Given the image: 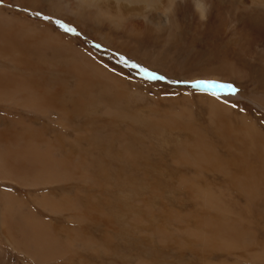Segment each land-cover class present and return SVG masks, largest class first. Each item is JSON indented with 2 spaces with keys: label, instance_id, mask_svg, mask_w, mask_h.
<instances>
[{
  "label": "rangeland",
  "instance_id": "rangeland-1",
  "mask_svg": "<svg viewBox=\"0 0 264 264\" xmlns=\"http://www.w3.org/2000/svg\"><path fill=\"white\" fill-rule=\"evenodd\" d=\"M56 21L67 25L66 31L75 29V34L65 33ZM21 23H27V30ZM0 24L15 29L10 36L16 44L31 40L29 28L43 37L44 30L57 33L79 53L71 56L74 60L94 64L107 74L93 78V95L87 93L86 104L76 110L72 96L65 95L71 111L68 129L59 125L61 111L47 118L0 102V116L29 119L34 125L36 148H46L50 140L58 157L81 160L101 183L73 179L28 187L4 179L1 172L0 211L4 191L13 194L6 205L13 206L5 208L4 226L0 214V264H264V106L252 96L264 92V63L258 56H243L238 62L241 78L223 82L241 93L228 97L225 104L186 83H171L211 70L212 51L202 44L137 38L113 27L84 25L40 2L22 0H0ZM101 32L113 43L104 41ZM227 43L223 46L231 47ZM58 52H38L40 61L56 66L66 60ZM29 53L33 56L34 49ZM120 56L166 80L143 79L138 70L125 67ZM1 66L11 64L0 61ZM73 83L68 85L74 87ZM11 127L8 119L0 118L3 152L12 140ZM44 193L77 200L83 211L80 220L71 219L76 212H52L40 205L38 198ZM20 205L51 222L50 231L59 241L33 248L35 243L22 237V220L16 213ZM7 225L11 233L3 228ZM75 233L89 242L68 244L67 238ZM226 235L233 244H222Z\"/></svg>",
  "mask_w": 264,
  "mask_h": 264
},
{
  "label": "bare ground",
  "instance_id": "bare-ground-1",
  "mask_svg": "<svg viewBox=\"0 0 264 264\" xmlns=\"http://www.w3.org/2000/svg\"><path fill=\"white\" fill-rule=\"evenodd\" d=\"M22 1L40 2L49 10L74 17L76 22L84 25L90 23L100 28L112 27L100 15L109 12L112 14L111 20L113 23L120 24L121 21H124L122 27L118 30L137 38L150 39L158 43L175 42L177 44H180L182 39H184V43L189 41L190 45L202 44L204 49L210 48L213 56L209 61L210 66H212L211 70L186 77L187 82L196 80L234 82L236 79L241 78L243 70L238 62L242 60L243 56L256 55L264 63V0H175V12L172 15H167L172 0ZM199 3L211 6L206 22L200 21L199 14L196 11V5L198 6ZM181 16L183 17L181 18ZM16 21L20 22L19 20ZM182 22L186 24L184 25ZM23 23L20 25L26 28V24L30 22ZM10 24L12 25V22ZM0 25L5 26L3 24ZM2 26H0V61L11 64V66L0 67V102L11 103L32 112H41L47 118L51 116L52 111H61L63 119L58 120L59 125L68 129L72 126L69 122L71 111L64 103L65 98H68L65 95L69 94L70 97L72 96V109L76 110L79 106L86 104L84 96L87 93L93 95V87L91 86L93 78L107 76V74L94 64H88L82 59L77 60L76 58L74 60L71 56L79 53L57 33L44 30L46 32V37L44 36V38L29 28L28 31L32 34L28 33V36L31 37V40L27 38L29 40L16 44L11 40L12 36H10V30L14 28L10 29L9 27L6 29ZM16 26L17 28L15 29H18V24ZM106 33L101 32L100 36L104 38V41L112 44L113 39H109ZM224 42L231 44V47H227L229 45L223 46ZM27 44H30L29 48L26 47ZM31 48L34 49L33 56L29 53ZM45 49L56 50V52L61 51L58 53L66 60L59 61L56 66L41 62L40 60H43V56L41 57L38 52ZM72 81L75 83L74 87L68 85ZM252 96L257 103L264 106V92ZM235 97H241V93H238ZM111 111L110 106H107V113L111 114ZM7 117L0 116V118L8 119V122L12 124V130L10 131L12 140L6 142L7 145L4 152L2 149L4 146H1L2 150L0 149V173L4 172L6 174L4 179L28 187L64 184V182L73 179H81L86 182L92 181L93 185L101 186L93 171L91 173L90 169L84 167L81 160L75 163L65 156L58 157L56 146L50 140H48L46 148H36L34 145L36 144L37 136L32 129L34 125L32 127L31 123L28 122L29 119ZM19 126L22 127L21 131ZM80 132L78 131V136L82 134ZM24 134H30L31 136L23 138L25 137ZM1 135L0 145H4V140H1L4 137ZM20 142L25 144L19 146L18 143ZM4 165L6 166L3 167ZM245 187L251 193V184L247 183ZM12 196L13 194L7 191L1 194L2 209L0 214L2 226L6 225L5 208L10 209L9 207L13 206L12 204L9 207L6 206ZM38 203L48 207L52 212L68 211L71 214L76 212L71 219L80 220V215L78 214L82 209L79 208L77 200L68 197V195L57 199L56 196L44 193L38 198ZM86 206L88 207V204ZM16 213L21 216L22 237L34 242L35 246L33 248H37L40 243L41 248H43L45 244L52 245L59 241V237L50 231L51 222L41 219L31 209L24 210L21 205ZM104 214V212H101V215ZM3 228H6L10 233L13 231L8 225ZM224 228L226 232L229 231L228 226H224ZM195 233L194 231L193 234ZM229 233L233 234L232 232ZM237 235V232H234L232 236L238 238ZM78 239L89 242L86 236L79 233L68 237L67 241L68 244H75ZM226 239L227 241L223 240L225 243L222 241V244H233L231 236L228 237L226 235ZM42 258H47L48 260L50 255L49 257L42 256Z\"/></svg>",
  "mask_w": 264,
  "mask_h": 264
},
{
  "label": "snow or ice",
  "instance_id": "snow-or-ice-1",
  "mask_svg": "<svg viewBox=\"0 0 264 264\" xmlns=\"http://www.w3.org/2000/svg\"><path fill=\"white\" fill-rule=\"evenodd\" d=\"M44 19H49L48 17H44ZM56 24L61 28L65 33H73L75 34V29L66 31L65 28L67 25L61 23L60 21H56ZM96 48H99L100 45H95ZM120 62L130 70H138L141 73L143 79L147 81H165L166 77L164 75L157 74L156 71L149 70L146 67H142L138 63H133L129 59L120 56ZM171 83H186L188 87L193 90H199L205 94H210L213 98L217 99L220 102L225 104L228 103V97H235L239 93V89L231 83H223L217 81H208V80H196L193 82L187 81H171ZM232 107H237L236 105H232Z\"/></svg>",
  "mask_w": 264,
  "mask_h": 264
},
{
  "label": "clouds",
  "instance_id": "clouds-1",
  "mask_svg": "<svg viewBox=\"0 0 264 264\" xmlns=\"http://www.w3.org/2000/svg\"><path fill=\"white\" fill-rule=\"evenodd\" d=\"M210 7H211L210 5L205 4V3H199L198 6L196 5V11L199 14V19L201 22L207 21L208 14L210 12ZM174 12H175V0H172L171 7L169 8L167 15H172V14H174ZM100 15L104 18V21L109 22L112 27H114L116 29H119L120 27H122V24L124 21H121L120 24L113 23L111 20V16H112L111 13L108 12V13H104V14H100ZM101 22H103V21H101ZM169 23H170V21H169Z\"/></svg>",
  "mask_w": 264,
  "mask_h": 264
},
{
  "label": "crops",
  "instance_id": "crops-1",
  "mask_svg": "<svg viewBox=\"0 0 264 264\" xmlns=\"http://www.w3.org/2000/svg\"><path fill=\"white\" fill-rule=\"evenodd\" d=\"M18 195V194H17ZM21 252V251H20ZM24 253V252H23Z\"/></svg>",
  "mask_w": 264,
  "mask_h": 264
}]
</instances>
